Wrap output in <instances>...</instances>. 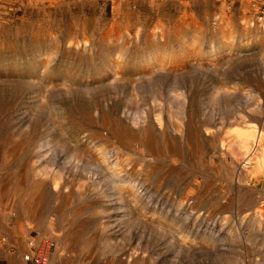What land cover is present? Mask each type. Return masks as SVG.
Segmentation results:
<instances>
[{"label":"rangeland","instance_id":"rangeland-1","mask_svg":"<svg viewBox=\"0 0 264 264\" xmlns=\"http://www.w3.org/2000/svg\"><path fill=\"white\" fill-rule=\"evenodd\" d=\"M263 56L264 0H0L1 79L38 84L54 115L65 85L75 96L88 89L92 110L102 103L146 124L160 118L177 148L172 164L161 145L148 155L137 143L136 151L116 144L117 216L110 183L101 201L80 196L84 183L63 173L71 205L47 190L38 220L24 221L26 212L8 202L9 180L23 169L0 167V264H23L26 249L44 240L55 244L52 264H264V168L250 174L257 151L246 154L229 139L241 117L264 133ZM184 64L195 67L183 71ZM184 95L206 167L193 147L176 143V126L188 125L178 104ZM87 136L94 161L114 144L107 134ZM48 171L59 174L56 166Z\"/></svg>","mask_w":264,"mask_h":264},{"label":"bare ground","instance_id":"bare-ground-1","mask_svg":"<svg viewBox=\"0 0 264 264\" xmlns=\"http://www.w3.org/2000/svg\"><path fill=\"white\" fill-rule=\"evenodd\" d=\"M194 67L184 64V67L180 69L185 71L192 70ZM180 69L175 68L171 72L177 73L181 71ZM22 85L19 82L13 84L0 78V152H8L7 155L0 157V167L19 166L20 169H23V171L14 173L12 179L9 180L11 187L9 188L8 202L12 208H19L26 212L24 221L34 223L36 219L38 220L37 215L43 208L47 190L51 189L55 200H61L64 207L71 205L74 197L64 194L68 183L61 177L63 173H67L69 180L84 183L77 190L80 196L84 195V192L90 196L96 194L101 201L105 198L107 185L110 183L113 207L117 216L119 214L117 209L122 199L120 194L122 177L121 154L117 150L116 144L122 145L124 150L136 151L132 143H137L138 150L148 155L156 149V146L158 148L161 145L162 155H165L167 161L172 164L176 162V144L168 137L160 118L154 122L155 129L153 124L124 117L116 106L111 108L106 104L98 103L92 110L85 98L89 94L88 89L78 93L80 96H75L73 95L74 91L67 85L62 89L60 97L62 102L56 103L57 109L59 106H63V109L59 115H54L48 110L44 100H41L46 98V95H43L42 88H36L38 84L32 83L31 87ZM11 87L12 89H9ZM225 92V94L228 93ZM26 97L28 100H25ZM68 97L74 101L68 103L69 101L66 99ZM178 104L179 106L183 105L184 113L188 115L189 119L187 120L188 125L176 126V130L180 134L176 143L179 144L178 147H193V151L197 153L199 164L204 166L201 162L206 149L201 142L200 132L196 133L191 126V122L194 120L191 108L189 107V112L185 110L187 97L184 95L183 101L179 98ZM240 119L238 124L230 126L229 129L232 130L229 133V139L232 140V143L236 142L246 154L251 149L257 151L251 161V163L254 161L255 165L250 174L254 175L264 168V144L260 142L264 141V133L257 131L258 126L250 120L244 117ZM68 129L76 133L75 137L78 140H72L71 135L67 133ZM156 130L159 134H156ZM91 131H94L97 139H103V137L107 139L105 136L107 134L110 141L113 140L114 143L110 148H107L110 151L99 153L96 161L92 160L91 150L87 145L88 142L90 143L87 135ZM86 141L88 142L86 143ZM225 149L223 145L222 151ZM109 156L112 157V160ZM212 165L213 163H210L207 167L211 169ZM52 166L59 169V174H52L48 171ZM228 166L230 169L225 170L226 178L233 180L235 177L233 167L232 165ZM153 171V168L148 171L147 179L152 176ZM3 182L6 181L0 179V184ZM3 194L4 192L0 190V208ZM107 211V206H103L100 213L106 214ZM79 215L80 209L75 210L73 217L78 218ZM26 229L23 223L22 233L26 234ZM29 246L34 247V243L30 241ZM29 249H26L23 256V264H26L25 256L29 257L33 253V250Z\"/></svg>","mask_w":264,"mask_h":264},{"label":"built area","instance_id":"built-area-1","mask_svg":"<svg viewBox=\"0 0 264 264\" xmlns=\"http://www.w3.org/2000/svg\"><path fill=\"white\" fill-rule=\"evenodd\" d=\"M54 243L50 240H44L37 247L33 248V253L25 256L26 264H52L51 251L54 249Z\"/></svg>","mask_w":264,"mask_h":264}]
</instances>
